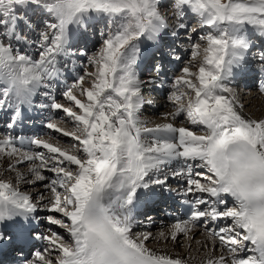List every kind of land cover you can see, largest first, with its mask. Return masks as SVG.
<instances>
[{
    "label": "snow or ice",
    "instance_id": "obj_1",
    "mask_svg": "<svg viewBox=\"0 0 264 264\" xmlns=\"http://www.w3.org/2000/svg\"><path fill=\"white\" fill-rule=\"evenodd\" d=\"M94 25L100 46L76 47ZM181 34L190 57L153 124L141 113L164 86L156 53ZM250 34L264 43V0H0V247L15 264H264V115H245L233 86L251 56L264 95V47ZM144 42L155 51L142 76ZM33 114L45 131L14 135ZM160 189L187 214L153 237L145 211L134 233Z\"/></svg>",
    "mask_w": 264,
    "mask_h": 264
},
{
    "label": "bare ground",
    "instance_id": "obj_2",
    "mask_svg": "<svg viewBox=\"0 0 264 264\" xmlns=\"http://www.w3.org/2000/svg\"><path fill=\"white\" fill-rule=\"evenodd\" d=\"M163 7V6H162ZM32 13L33 15H34V13L31 11V10H29L28 12H27V14L28 13ZM40 16H41V14H39ZM39 16V17H40ZM39 17H37V18H39ZM169 18V17H168ZM186 19H190V18H186ZM186 23H188L187 21H185ZM41 26V25H40ZM93 30H95L94 28H93ZM28 33H29V31H28ZM250 38L252 39V35H250ZM253 38H255V40H258V38L256 37V36H253ZM166 39H168L169 41L167 42V43H165L164 41L166 40ZM182 39V38H181ZM255 40H253L252 39V42H253V45H254V50H255V48L256 47H264V43H262L261 41H257L258 43H256L255 42ZM177 42V41H176ZM78 44V43H77ZM83 44H85V47H89V44H86V43H83ZM150 44V43H149ZM151 45V44H150ZM172 45H174V42H172V37L171 36H168V35H164L163 36V38H162V42H161V48H160V50H163L164 52H162L163 54H164V56H163V65L164 64H167V67H172L171 68V70H178L179 69V67H180V64H179V61H176L175 60V62H172V61H170V59H168V57H167V51H168V47H172ZM76 46V45H75ZM178 47H180V45L178 46ZM178 47H177V49H178ZM174 48H175V46H174ZM146 50V49H145ZM144 50V51H145ZM153 50H155L154 48H152V46H150L149 47V49H147L145 52H144V59H143V62L141 63V65H140V67H139V69H138V71L141 73V75H145L146 74V72L144 71V69L148 66V63H149V60H150V58H151V56H150V53H151V51H153ZM165 50H167V51H165ZM179 54H181V56H182V59L181 60H184V58H185V56L187 55V54H184V51L181 49V48H179ZM158 57V56H157ZM159 57H160V55H159ZM177 67V68H176ZM248 72H246L245 74H243V75H241V76H238L237 78H236V80L235 81H239L240 79L242 80V83H243V87H245L244 88V92L246 93V90L248 89V90H251L252 89V87H254V86H256V80H255V78H256V76H260V74L257 72V70H256V67H255V61H253L252 60V58H251V56H249V59H248ZM166 71L167 70H165V71H163L162 72V76H165L164 78H163V83H164V86L163 87H155V88H153L152 89V91H151V94H153V92H157L158 94L159 93H164V95H166L165 94V92H167L169 89H170V84H169V81L171 80V78H169V77H167L166 76ZM260 78L262 79V77L260 76ZM240 82V81H239ZM248 93V92H247ZM260 96H258V98H259ZM59 98V97H58ZM248 98H250V97H248ZM262 98V97H261ZM37 99H39V97H37ZM258 107H260L261 109L260 110H257V108ZM146 108H151V109H154L152 106L151 107H146ZM251 108H254L255 110H251ZM247 109L249 110V111H251L252 113H253V118H255V117H260V116H262V115H264V103H263V100H259V99H255V98H252V96H251V98L248 100V103H247ZM148 110V109H147ZM166 112H168V111H166ZM165 112V113H166ZM252 113H250V114H252ZM244 114L245 115H248L247 113H245L244 112ZM56 115H60V113H57ZM37 116V121H38V126H36V128H34L33 129V127H31V130H28L27 128H25V127H22V128H20V127H17L15 130H13V134L14 135H16V134H19V135H34V134H37L38 132H40V131H45V130H42L41 129V127H40V117H39V115H36ZM250 116V115H249ZM5 117H3V119H4ZM2 121L3 120H0V123H2ZM162 122H166V121H163V120H157V121H155V122H153V124H155V123H162ZM0 130H2V131H8L7 129H0ZM55 133H53V135H54ZM55 135H58V134H55ZM60 139H62V140H67V138H64V137H60ZM4 163L5 162H3V161H0V166H3L4 165ZM7 175V174H6ZM173 181V182H172ZM170 182H172V184L176 187L177 186V184H178V181H176V180H169V183ZM161 193H163V195H161ZM163 199H167V200H169V201H174V206H173V210H171V211H169V213L167 214L166 213V216L168 215V217H169V219L167 218V217H164L163 219H157V220H155L154 218H157L156 217V215L155 214H153V213H149L150 214V216L153 218V225H151L150 226V228H151V232H152V235H153V237H157L158 236V233H159V231L160 230H167V228L173 223V222H175V220H177V219H180V218H178V215H181V209H180V206H179V204H178V202H181V197L180 196H178V195H175V194H173V193H171V192H169V191H167V190H164V189H160L159 191H158V195L156 196V198L153 200V202L151 203V204H149L147 207H150V205H152L153 203H155V202H159V201H161V200H163ZM158 204H161V203H158ZM157 205V204H156ZM39 215H44V213H38ZM142 214H143V210L141 209V210H139V212L137 213V224H138V226H136V227H134V233H139V232H141V231H143V230H145L144 228H143V226L142 225H140L139 224V222L140 221H142L143 219H140L141 218V216H142ZM160 217V216H159ZM159 224H161L160 226H158ZM193 235H194V237H195V240H201V241H203V240H205V236H203V235H201L200 234V232H196V233H193ZM182 237H180L179 239H181ZM184 239V238H183ZM195 240H193V241H191V246H192V250H193V252L196 250V248L198 247L197 245H196V243H195ZM180 241V240H179ZM185 241V243H184V245H187L188 243H189V241H186V240H184ZM37 242H39V241H37ZM149 246L150 247H153V248H157V247H159V248H164V247H166L167 248V250L169 251V252H183L184 251V249L183 248H178L176 245H174V244H172V242L171 241H169L168 242V244L165 246L164 244H162V243H158L157 242V240H152L151 242H150V244H149Z\"/></svg>",
    "mask_w": 264,
    "mask_h": 264
},
{
    "label": "rangeland",
    "instance_id": "obj_3",
    "mask_svg": "<svg viewBox=\"0 0 264 264\" xmlns=\"http://www.w3.org/2000/svg\"><path fill=\"white\" fill-rule=\"evenodd\" d=\"M168 2H169V0H164V4L165 5ZM161 10L162 11H165L166 15L169 17V20L171 21V19H172V17H171V11L170 10H166L164 7H162ZM39 14L40 13H35L33 15L30 12L27 14V16L29 17V19L31 21V26L32 27H36V26H40V25L42 27L44 17L42 15L40 16ZM37 17H39V18H37ZM187 17L190 18V19H186L185 21H187L190 24L191 27H195L196 26L195 18H193L190 14ZM93 28L95 30H93ZM93 28L90 30V33H89V36H88L87 41H82V42L76 44V47H80L83 43L89 44V47H86V48L91 53L92 51H94L95 49H97L100 46V43H99L101 41L100 32H101L103 26L102 25H94ZM23 30H24L25 33H27L29 35H33V33H31L29 31V28L27 26H24V29ZM28 31H29V33H28ZM92 33H94V34H92ZM250 35H252V34H250ZM253 36H255V35H252V39L255 40V38H253ZM185 39H186V37L183 34H181V36L178 37V38H175V39L172 38V42H174V45H172V47L171 46L168 47V48H174V46H175L174 49L178 53H179V51H178L179 48H181L184 51V54H187L185 56L184 60H180L179 61L180 67H179L178 70H171L172 67L171 66L170 67H167V64H165L163 66L164 67L163 70L164 71L167 70L166 71V76L169 77V78H171L170 81H172L175 78V76L179 75L180 69L185 66V64L187 63V61H188V59L190 57V48H188V50L185 51V48H186ZM168 41L169 40L166 39L164 42L167 43ZM257 41H260V40L259 39L258 40H255L256 43H258ZM179 45H180V47H178ZM83 46H85V44H83ZM150 46L151 45L149 44V42H144V44L142 45L143 51L145 49L146 50L149 49ZM177 47H178V49H177ZM21 48H22V50H26L30 55H33V56L36 55L37 49L35 47L25 48L24 45H21ZM154 51L155 50L151 51V53H150L151 58L149 60L148 65L152 62ZM165 51H167V50H165ZM156 56H159V52L156 53ZM81 59H83V58H81ZM170 61L175 62V60H170ZM163 70H162V72H163ZM162 77L164 78L165 76H162ZM255 80H256V82H255L256 83V86L252 87L251 90H248L247 89L246 90V93L244 92L245 90H244V87L242 86L243 83H242V80L241 79L239 80L240 82L239 81L238 82L237 81H234L233 82V86L237 87V89H238V99H239L240 103L244 105V112L247 113L250 116H253V113L247 109V103H248V100L251 98V96H252V98L259 99L260 101L263 100V103H264V95H261L259 93V91H258V85H259V82L261 80L260 76L259 75L256 76ZM170 81H169V84H170ZM169 91H170V89L167 92H165L166 95H164L163 92L162 93H159V94L157 92H153V94H151V96L154 98V105L152 106L154 109L144 108L142 110V113H141L143 119H146V120H148V121H150L152 123L155 122V121H157V120H162L161 118H162L163 114L166 111H170L171 110V106L168 104V101H167V95H168ZM258 96H260V97L258 98ZM248 97H250V98H248ZM146 98H147V94H146ZM260 109H261L260 107L257 108V110H260ZM251 110H255V109L254 108H251ZM250 113H252V114H250ZM60 115H62V114L60 113ZM169 187L175 188V186L172 185V182L169 183ZM144 212H143V214H142V216H141L140 219H143L144 218ZM147 214L150 215L148 213V210H147ZM155 220H157V219H155ZM160 225L161 224H159L158 226H160ZM179 240H180L179 241V244L184 245V243H185L184 240L185 239H183V237H182ZM178 248H181V247H178Z\"/></svg>",
    "mask_w": 264,
    "mask_h": 264
}]
</instances>
